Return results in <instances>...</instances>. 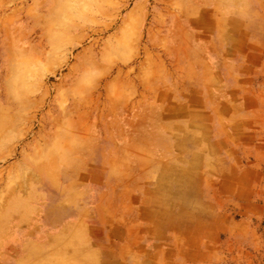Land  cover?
I'll return each instance as SVG.
<instances>
[{
    "label": "rangeland",
    "instance_id": "obj_1",
    "mask_svg": "<svg viewBox=\"0 0 264 264\" xmlns=\"http://www.w3.org/2000/svg\"><path fill=\"white\" fill-rule=\"evenodd\" d=\"M0 264H264V0H0Z\"/></svg>",
    "mask_w": 264,
    "mask_h": 264
}]
</instances>
